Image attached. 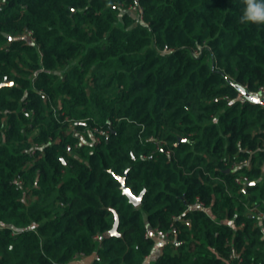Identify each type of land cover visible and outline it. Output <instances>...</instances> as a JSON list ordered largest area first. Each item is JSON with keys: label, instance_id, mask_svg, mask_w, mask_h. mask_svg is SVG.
Wrapping results in <instances>:
<instances>
[{"label": "trees", "instance_id": "16d2710c", "mask_svg": "<svg viewBox=\"0 0 264 264\" xmlns=\"http://www.w3.org/2000/svg\"><path fill=\"white\" fill-rule=\"evenodd\" d=\"M136 3L0 0V264H264V25Z\"/></svg>", "mask_w": 264, "mask_h": 264}, {"label": "water", "instance_id": "95a60500", "mask_svg": "<svg viewBox=\"0 0 264 264\" xmlns=\"http://www.w3.org/2000/svg\"><path fill=\"white\" fill-rule=\"evenodd\" d=\"M14 82L11 80H8V78H6L4 81H2L0 83V87L4 86V85H13ZM237 88L241 91V93L244 95V97L254 103H260L264 106V96L258 94V93H253L249 90H247L246 87H244L243 85H239L236 84ZM128 172L129 169L126 171V173L123 176H117L119 178V180L121 181V188L123 190V193L126 194L129 197L130 202L134 203V205H140L143 195L145 193V190H143L140 195H135L132 190L127 186L125 180L128 176ZM251 182H249L248 184H250ZM247 184V185H248ZM252 184V183H251ZM119 224H120V218H119V214L117 212H115V223L113 225V227L109 230V235H121L120 231H119Z\"/></svg>", "mask_w": 264, "mask_h": 264}, {"label": "built area", "instance_id": "2783aa9c", "mask_svg": "<svg viewBox=\"0 0 264 264\" xmlns=\"http://www.w3.org/2000/svg\"><path fill=\"white\" fill-rule=\"evenodd\" d=\"M135 1H137V3L135 5H132L131 8H133L135 10H138L140 12V15H142L143 14L142 7L138 4V0H135ZM29 34L32 35V31H29ZM258 94L264 96V85L260 87ZM100 132H103V131L100 130ZM245 162H246V159H244V160H242L240 162H235L234 167H237L238 165H241V164H243ZM237 181L239 183H245V182H248L249 179H248V176H243V177H238ZM195 205L203 207L204 204H203L202 201H197L195 203ZM250 211L252 213H256L258 215V217H260L261 219H264V209L259 207L258 205H255V206L251 207ZM172 230H176V227L173 226ZM150 233H151V235L155 236L156 238H160L162 240V242L165 243V244L166 243H170L173 240V239H171V236H170V234L168 232H163L161 230H157L156 229V230H151ZM148 235L149 234H147V236ZM230 257L236 259L238 264H242V260L243 259H242L241 255L233 256V254H231ZM148 258H149V256L146 257V260Z\"/></svg>", "mask_w": 264, "mask_h": 264}, {"label": "clouds", "instance_id": "9594fccd", "mask_svg": "<svg viewBox=\"0 0 264 264\" xmlns=\"http://www.w3.org/2000/svg\"><path fill=\"white\" fill-rule=\"evenodd\" d=\"M244 5L238 22L240 24L264 25V0H242Z\"/></svg>", "mask_w": 264, "mask_h": 264}, {"label": "crops", "instance_id": "0c3cea01", "mask_svg": "<svg viewBox=\"0 0 264 264\" xmlns=\"http://www.w3.org/2000/svg\"><path fill=\"white\" fill-rule=\"evenodd\" d=\"M156 239L157 241L155 245V253L157 251H161L164 244L160 238H156ZM93 261H94V256H90V257L83 256L76 259L73 264H92ZM152 263H153V258L150 259V257L145 261V264H152Z\"/></svg>", "mask_w": 264, "mask_h": 264}]
</instances>
